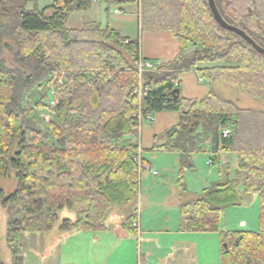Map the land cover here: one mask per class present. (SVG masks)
Listing matches in <instances>:
<instances>
[{"label":"trees","instance_id":"1","mask_svg":"<svg viewBox=\"0 0 264 264\" xmlns=\"http://www.w3.org/2000/svg\"><path fill=\"white\" fill-rule=\"evenodd\" d=\"M28 1L0 0V176L13 171L17 182L11 193L0 189V204L9 209L10 264H25L18 236L51 231L61 208L83 206L76 219L60 221L59 233L98 231L114 204L137 196L145 165L139 124L158 111L179 114L154 147L178 152L180 173L193 167L191 155L202 148L213 156L237 155L236 177L180 203L181 230L218 231L221 264H264V111L213 90L200 100L170 99L180 74L195 69L210 84L221 81L264 104V55L221 27L208 0H140L141 29L173 33L179 52L143 73L147 91L139 100L138 40L96 22L68 29V15L90 8L92 0H52L42 9H27ZM214 2L227 23L264 48V0ZM41 84L56 97L47 129L24 104ZM224 129L230 130L225 136ZM241 186L259 195V229L220 230L221 212L240 204ZM135 219L129 215L123 226L135 232Z\"/></svg>","mask_w":264,"mask_h":264},{"label":"rangeland","instance_id":"2","mask_svg":"<svg viewBox=\"0 0 264 264\" xmlns=\"http://www.w3.org/2000/svg\"><path fill=\"white\" fill-rule=\"evenodd\" d=\"M51 2L52 0H30L27 2L26 8L42 9ZM217 64L220 65L221 63H214V65ZM214 83L217 85L214 92L221 97L231 99L242 108L264 111V104L253 99L249 93L221 81ZM47 97L48 90L41 84L32 87L24 101L25 107L30 110V115L35 117L39 125L45 129L48 128L47 123L52 117L51 106L47 105ZM39 100L44 104L41 108L36 104V101ZM145 121L144 118L140 123ZM162 138L163 134L159 135L155 139V143L159 144ZM137 139L140 141L141 156L148 164L147 166L143 165L140 169L137 196L128 202L114 204L104 219V225L109 231L124 232L126 230L122 226L126 218L135 214L136 220L137 222L140 221L141 226L136 227L137 234L133 236L137 243L134 264H144V258L141 259L138 254L141 252L143 254L145 251L144 240L149 237L147 230L159 233L160 228L168 227L169 230L177 231L181 224L180 203L195 198L204 188L216 182L223 181L228 177H236L237 155L234 152L220 151L217 155V161L211 163V152L197 151L190 158L193 167L180 173L177 152L152 150L141 143L140 135ZM180 183L184 185L185 190L180 188ZM16 185L13 171H10L7 176H0V189L6 193L13 192ZM240 198V204L228 206L222 210L220 230L256 231L259 229L258 193L255 191L246 193L241 186ZM81 208L83 206L76 210L67 207L61 208L58 211V221L49 232L21 233L18 240L23 247L25 263L59 264L57 250L53 245L59 233L58 225L64 218L76 219ZM8 216V207L0 204V264L11 263L10 249L6 242V220ZM184 233L183 236L175 234L174 237L176 240H191L195 243L198 264H221L222 242L218 231Z\"/></svg>","mask_w":264,"mask_h":264},{"label":"crops","instance_id":"3","mask_svg":"<svg viewBox=\"0 0 264 264\" xmlns=\"http://www.w3.org/2000/svg\"><path fill=\"white\" fill-rule=\"evenodd\" d=\"M140 12V0H92L90 8L72 11L65 25L68 29H75L87 22H96L117 30L130 40H138L140 57L150 60L154 66L172 60L179 52L176 36L167 31L142 30ZM210 65L213 64H200V66ZM179 82V94L195 100L204 98L210 90L215 91L217 87L215 85L217 82L210 84L195 69L182 72ZM152 115L154 117L152 121L146 119L144 123H140L138 136L140 135L141 143L147 148L159 151L154 145L163 143L164 138L159 144L155 143V139L178 123L179 114L176 111H158ZM197 151L206 150L202 148ZM219 153L215 156L210 155L213 162L217 161ZM177 154L179 156L178 152ZM138 226H141L140 221ZM122 227L126 231H109L104 227L98 231L79 230L58 233L53 244L57 250L58 263L134 264L137 243L133 236L137 232ZM184 232L191 233L181 230L180 226L175 232L168 227L160 228L159 233L148 229L149 237L144 240L145 251L138 256L144 258V264H198L195 243L191 240H176L174 237L175 234L183 236Z\"/></svg>","mask_w":264,"mask_h":264},{"label":"built area","instance_id":"4","mask_svg":"<svg viewBox=\"0 0 264 264\" xmlns=\"http://www.w3.org/2000/svg\"><path fill=\"white\" fill-rule=\"evenodd\" d=\"M116 11V10H115ZM155 66L154 64L148 60L144 59L142 57L139 58L136 71L138 73V85L135 89V92L138 96V99H141V96L147 91V87L143 85V73L147 70L153 69ZM56 104V97L54 94V90L50 89L48 91V97H47V105L53 107ZM145 119L152 121L154 119L153 115H148ZM229 129L223 130V136H225L227 133H229ZM210 162L212 163V160L210 159ZM155 173V171H153ZM133 226L138 227V222L133 221Z\"/></svg>","mask_w":264,"mask_h":264},{"label":"water","instance_id":"5","mask_svg":"<svg viewBox=\"0 0 264 264\" xmlns=\"http://www.w3.org/2000/svg\"><path fill=\"white\" fill-rule=\"evenodd\" d=\"M209 7L211 9V12L215 18V20L218 22V24L223 27L226 30L232 31L238 35H240L242 38H244L257 52L264 55V48L258 45L248 34L245 33L242 29L239 27H236L234 25H231L227 23L218 12V9L215 5L214 0H208ZM179 97V88H174L172 91V97L171 100H176Z\"/></svg>","mask_w":264,"mask_h":264}]
</instances>
